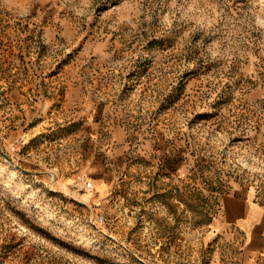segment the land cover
Returning <instances> with one entry per match:
<instances>
[{"label": "rangeland", "instance_id": "rangeland-1", "mask_svg": "<svg viewBox=\"0 0 264 264\" xmlns=\"http://www.w3.org/2000/svg\"><path fill=\"white\" fill-rule=\"evenodd\" d=\"M240 192L264 0H0V264H210Z\"/></svg>", "mask_w": 264, "mask_h": 264}, {"label": "crops", "instance_id": "crops-1", "mask_svg": "<svg viewBox=\"0 0 264 264\" xmlns=\"http://www.w3.org/2000/svg\"><path fill=\"white\" fill-rule=\"evenodd\" d=\"M211 224L217 250L210 264H264V199L247 192L226 196Z\"/></svg>", "mask_w": 264, "mask_h": 264}, {"label": "built area", "instance_id": "built-area-1", "mask_svg": "<svg viewBox=\"0 0 264 264\" xmlns=\"http://www.w3.org/2000/svg\"><path fill=\"white\" fill-rule=\"evenodd\" d=\"M79 184V189H85V190H92L94 188V184L90 180H83Z\"/></svg>", "mask_w": 264, "mask_h": 264}]
</instances>
